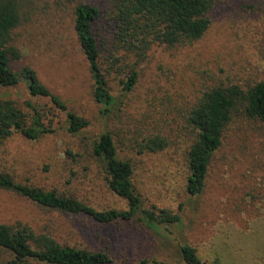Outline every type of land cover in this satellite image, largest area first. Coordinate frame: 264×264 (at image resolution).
<instances>
[{
    "label": "rangeland",
    "instance_id": "1",
    "mask_svg": "<svg viewBox=\"0 0 264 264\" xmlns=\"http://www.w3.org/2000/svg\"><path fill=\"white\" fill-rule=\"evenodd\" d=\"M45 3L48 6L45 9ZM210 25L196 42L175 48L153 45L138 66L130 93L120 75L108 78L118 96L108 119L99 114L85 60L71 26V11L52 0H35L32 20L17 30L20 60L13 70L30 66L38 80L66 109L88 124L76 134L66 130L65 112L48 98L30 97L24 81L0 88L27 115L26 102L42 108L48 131L31 140L15 132L0 143V173L14 180L77 199L95 210L127 208L112 193L89 143L104 128L112 132L118 155L133 167V185L144 208L178 213L181 222L158 231L136 222L97 223L86 214L50 209L0 188V224L27 225L63 245L106 252L107 264H186L180 246L188 244L204 264H264V124L235 119L216 152L204 190L185 191L188 137L183 115L208 86L236 81L246 86L264 81V0H218ZM109 21L95 24L107 55ZM158 133L169 141L159 152H140L137 143ZM70 150L75 154H66Z\"/></svg>",
    "mask_w": 264,
    "mask_h": 264
},
{
    "label": "trees",
    "instance_id": "2",
    "mask_svg": "<svg viewBox=\"0 0 264 264\" xmlns=\"http://www.w3.org/2000/svg\"><path fill=\"white\" fill-rule=\"evenodd\" d=\"M56 8L71 11V26L78 46L87 61L92 96L99 114L108 119L116 108L118 96L111 93L108 78L120 75V88L130 93L138 80V66L153 45L167 48L186 46L199 40L210 25V12L218 0H52ZM45 9L48 6L44 1ZM35 0H0V88L24 81L30 97L48 98L65 112L66 130L76 134L88 122L68 111L65 104L42 84L30 66L13 70L20 60L15 39L17 30L32 20ZM109 21L107 55L102 57L94 26L100 18ZM31 122L10 99L0 98V143L18 132L27 139H38L48 131L42 108L30 101ZM235 119L264 124V81L243 86L236 81H217L205 88L183 115L186 148L185 191L197 196L204 190L209 168L221 148L225 132ZM140 152H159L169 145L163 135L152 133L137 143ZM88 152L98 163L108 189L127 203L124 210H95L83 202L20 183L0 173V188L21 195L50 209L70 214H86L97 223L136 222L159 230L178 225L180 215L169 209L144 208L133 185V167L118 155L112 132L104 128L89 143ZM67 155L75 157L70 150ZM186 264H204L196 250L180 246ZM106 252L63 245L46 234H37L29 226L0 224V264H107Z\"/></svg>",
    "mask_w": 264,
    "mask_h": 264
}]
</instances>
